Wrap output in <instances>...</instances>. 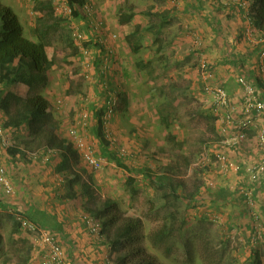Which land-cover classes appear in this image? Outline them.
Wrapping results in <instances>:
<instances>
[{
	"label": "rangeland",
	"instance_id": "374dc122",
	"mask_svg": "<svg viewBox=\"0 0 264 264\" xmlns=\"http://www.w3.org/2000/svg\"><path fill=\"white\" fill-rule=\"evenodd\" d=\"M0 1L11 5L30 36L35 12L29 0ZM90 1L108 32L117 37L114 44L116 62L111 63L113 71L105 79V84L100 83L98 77L94 84H90L84 80L83 66L78 62L74 66L50 72L42 93L55 106L58 101H62L60 108H56L60 109L62 132L68 141L67 131L74 118L83 113L85 108H91L90 121L80 128L87 142L94 145L97 155L105 160L101 170L90 171L97 201L99 204L105 201L117 204L119 210L142 217L146 236L144 244L148 252L157 255L164 264H254L255 260L264 264V242L250 246L247 236L253 235L251 229L248 233L245 231L247 229L238 230L233 236L224 239V214H216L219 217L217 221L204 220L200 208L190 206L184 199L185 196L189 198L193 195L198 188H204L210 180L217 183L216 176L220 168L216 163V154L221 141L233 130L224 123L225 112L216 110L213 98L202 90V85L206 83L215 86L208 81L202 68V63L208 59V53L202 49L205 42L203 34L197 29V38L188 34L182 27L185 18L179 15L182 6L173 0ZM149 10L152 13L164 10L176 12L163 29L160 40L156 41L151 33L142 32L136 34L135 40L129 41L128 38L137 26L147 27L157 22L155 18L143 14ZM83 30L87 33L85 27ZM135 42L138 44L137 53L132 50ZM58 46L57 55L66 54L63 46L59 43ZM140 61L157 67L155 80H149L145 73L137 69ZM166 65L169 70H164ZM117 70L118 77L115 78ZM232 71L233 68H230L229 73L235 75ZM228 85L226 87L230 99L232 102L236 101L235 105H240L243 91L234 81H229ZM109 90L117 91L115 97L118 101L121 95L126 94L129 107L123 113L118 112L117 101L112 123L108 130H104L110 142L107 150L116 152L123 161L131 162L136 168L149 166L159 171L167 164L172 166L176 170L175 180L181 185L180 200L165 204L166 201L160 197V189L143 176H138L137 179L139 195L131 200V194L125 185L127 172L102 152L100 142L103 141V134L93 131V123L96 124V119L92 118L93 111L104 105L107 99L105 94ZM170 103L172 105H168ZM164 109L175 115L171 133L183 143V148L170 158L148 159V150L170 149L166 129L158 114V111ZM240 119L242 115L237 114V121ZM260 129L263 126L257 125L256 121L246 132L241 149L233 152H238L240 158L246 160L244 164L258 159L254 148L258 149ZM234 156L231 154L232 160ZM6 169L8 170L7 167ZM12 198L16 199L17 194ZM262 208L261 200L255 203V210ZM169 212L173 215L167 216ZM13 215V211L0 209V264H21L20 255L26 253L28 245L33 250L36 248L30 241L28 244L23 243L26 234L23 236L21 233H13ZM261 216L264 220L263 214ZM109 253L106 251L105 255L109 257ZM117 255L114 252L110 257L116 261Z\"/></svg>",
	"mask_w": 264,
	"mask_h": 264
},
{
	"label": "trees",
	"instance_id": "16d2710c",
	"mask_svg": "<svg viewBox=\"0 0 264 264\" xmlns=\"http://www.w3.org/2000/svg\"><path fill=\"white\" fill-rule=\"evenodd\" d=\"M188 1H191L194 6L204 2L203 0H178V5H187ZM209 2L213 3L214 9L211 11L216 21L210 17L214 25L208 23V53L210 52L208 57L212 58L208 59L210 62L204 70L206 75L208 74V81L212 82V85L215 84L216 87H223L222 89L227 92L228 87L226 86H229V81H234L239 85L238 77L246 76L255 85L263 88L261 58L264 53V0H222V2L221 0H210ZM68 4L73 8L74 19L85 20L83 15L84 0H68ZM33 10L35 19L32 28H30V36H28L22 21L13 11L11 5H5L0 1V128L3 131V136L8 139L7 143H4L3 138L0 137V164L12 167L18 162L22 164L21 168L24 170L26 168L23 165L33 166L41 162L49 164L47 167L42 166V171L54 168V178L50 181L48 179L50 186L39 183L40 187L41 185L44 187V194L50 196L54 201L66 202L68 211L82 212L84 225L88 228L89 234L95 237L101 248H105V252H110L109 258H111V253L118 254L116 261L114 260L115 264H164L157 255L148 252L144 244L146 236L143 232L142 217L119 210L117 204L108 201L99 204L97 201L93 193L94 186L90 180L91 169L84 162L82 164V158L75 144L71 142V139L68 141L63 135L60 109L57 110V105L55 106L50 98L42 93L50 72L74 66L82 59L68 27L71 18L61 15L56 10L53 0H38ZM233 10L238 11L239 19L233 15ZM243 10L248 13L246 18L241 15ZM175 12L176 10H164L156 13H152L151 10L144 12V15L155 18L157 22L147 27L137 26L128 40H135L136 34L142 32L151 33L156 41L160 40L163 36V29L166 24L170 23ZM181 12L182 9L180 14ZM191 16L190 20L198 21L193 14ZM247 26L259 34L257 42L252 44L248 53L241 58H236L233 55L235 46L247 42L243 34ZM238 28L242 32L241 34ZM184 29L191 37L197 33L196 28L189 27V25L184 26ZM86 32L90 37V43H92L94 40L89 27ZM212 40L216 44L217 50L214 48V44L210 45ZM227 41L229 43H226ZM58 43L63 46L66 53L63 56L57 55ZM134 44L132 50L137 53L138 44L137 42ZM218 51L220 54H216ZM247 65L252 66L250 75L245 74L248 71L246 70ZM230 68H233L232 72L235 75H229ZM137 69L145 73L149 80H155L156 66L140 61L137 64ZM167 69L169 70V67L166 65L164 70ZM219 69H222L223 72H219ZM117 73L118 70L115 78L118 77ZM206 84L202 85L205 94ZM105 96L107 98L108 94L106 93ZM118 102L117 110L123 113L129 107L128 96L121 95ZM168 105H172V103ZM158 114L166 129L170 149L148 150L147 158L152 160H162L161 157L170 158L176 151L183 148V143L171 133L175 115L167 109L158 111ZM93 117L96 119V124L93 123V127H95L93 131L103 134V141L100 142L102 152L113 159L115 164L128 174V176L126 174L125 185L131 194V200H135L139 195L138 176L149 179L160 189V197L166 201L165 204L182 198V194L179 192L181 185L175 180L176 170L172 166L167 164L159 171L149 166L136 168L132 166L131 162L123 161L116 152L107 150L110 147V142L107 140L108 135H105L104 130L105 128L108 130L112 122L105 120V103L100 109L93 111ZM59 152L62 155V161L57 163L54 158ZM216 163L220 168L217 159ZM217 174L216 184L210 180L204 188H198L193 195L189 198L185 196L184 199L190 206L200 208L204 220L212 221L211 216L224 214V239L233 236L238 230L247 229L245 231L248 233L251 229L253 235L247 236L250 246L264 242V220L261 216L262 214L264 216V208L258 211L254 209L255 203H258L259 200L264 207V176L252 181L250 173L246 170L228 171L225 175L217 171ZM8 175L15 186L14 189L23 191L29 188L27 186L24 189L21 184L22 178L15 176V173L10 175L8 172ZM30 175H33V172ZM213 180L215 181L214 178ZM46 189H49V194ZM18 201H21L18 196L16 199H0V209L14 213L11 216L14 226L13 233H21L23 236L26 234L23 237V240L25 239L23 243L28 244L30 241L36 247L33 236L22 226L23 221H28L39 228H46L54 232L61 244V236L58 232L60 226L55 223L54 219L42 209L39 211L40 214L33 216L18 210L20 205ZM130 202L133 203V201ZM50 206L47 205V208L53 211ZM170 215L173 213H167V216ZM89 219L96 222L97 233H94L93 228L88 224ZM1 223L0 221V226ZM257 227H259L260 233L254 236ZM1 243L2 235L0 233V245ZM36 249L39 251L38 253ZM63 249L68 263L72 264L69 251L65 246ZM44 251V248H34L33 250L29 244L26 253L20 255L21 264H38ZM105 258L103 264H106L108 256L105 255ZM255 261L254 264H259L258 260Z\"/></svg>",
	"mask_w": 264,
	"mask_h": 264
},
{
	"label": "built area",
	"instance_id": "2783aa9c",
	"mask_svg": "<svg viewBox=\"0 0 264 264\" xmlns=\"http://www.w3.org/2000/svg\"><path fill=\"white\" fill-rule=\"evenodd\" d=\"M37 1L29 0L33 7ZM53 2L56 10L61 15H67L71 18L68 27L72 32L75 46L82 55L79 63H82L83 66L84 80L90 84H94L98 77L100 83L105 84V79L113 71L111 63L116 62L114 48L117 39L116 35L108 32L105 23L99 17L97 9L90 0H84L83 15L85 16V20L73 18V8L68 4V1L53 0ZM173 2L178 3V0H173ZM83 27L86 29L89 27L91 30L90 34L94 40L92 43H90V37L84 32ZM249 34L252 35L253 31L249 30ZM193 36L197 38L196 33ZM262 63V78L264 83V53L262 54ZM207 65L206 62L202 63L203 70L206 69ZM206 78H208V74ZM238 83L243 91L240 105H235L226 90L220 87L206 85L205 91L207 95L213 98L215 109L225 112L224 122L227 124V127L233 129L232 133L226 135L225 139L221 141L220 149L216 154L217 162L220 165V173L225 175L228 171L246 170L250 173L253 181L264 176V128L258 131V151L261 154L258 159L243 166L232 160L231 154L241 147V144L246 139V132L255 125L256 118L264 117V87H258L246 76L238 77ZM107 94L105 120L111 121L118 104V100L115 97L117 91L109 90ZM61 105L62 101H58L57 107L60 108ZM82 111L86 113H81L78 117L74 118L72 126L69 127L68 135L73 144H75L82 160L93 170L99 171L103 168L105 160L97 155L94 145L87 142L86 137L81 131L82 128H80V126H86L88 124L87 121H90L91 108L87 107ZM235 114H241L242 119L237 121L234 117ZM0 137L3 138L4 143H7L8 139L3 136L1 128ZM14 195L15 189L8 171L5 166L0 164V199H10ZM217 219H219L218 216H211L212 221H217ZM88 224L93 228L94 233H97L96 222L89 219ZM22 226L33 236L36 248H44L45 250L38 264H69L66 253L54 232L46 228H39L28 221H23ZM258 228H256L254 236L260 233ZM106 264L115 263L108 257Z\"/></svg>",
	"mask_w": 264,
	"mask_h": 264
},
{
	"label": "crops",
	"instance_id": "0c3cea01",
	"mask_svg": "<svg viewBox=\"0 0 264 264\" xmlns=\"http://www.w3.org/2000/svg\"><path fill=\"white\" fill-rule=\"evenodd\" d=\"M203 1L204 2L202 4H199V5L197 4V6L192 5L191 1H188V3L186 2L187 5H182V8H181L182 12H181V14L179 13V15H181L182 18H185L184 19L185 21H183V23H182L183 28H184V26L186 27L189 25V27L190 26L194 27L197 29L198 32H201L203 34V38H204L205 42H204L202 49L203 48L206 49L205 53H208V23L211 25H214V23L212 21L213 20L216 21V19L213 18L214 14L211 11L212 9H214V6H212L213 3H210L209 2L210 0H203ZM221 2H222V0H221ZM224 5H226V4H224ZM227 7H228V5H227ZM193 9H194V11H193ZM232 12H233V15H236V18L239 19L238 18V14H239L238 11L233 10ZM192 14H193L194 18L196 17L198 19V21H194L195 19L190 20V19H192V16H191ZM241 15H243L244 18L247 17V13L245 12V10L241 11ZM210 17L213 18L212 21L210 20L211 19ZM209 20H210V22H209ZM249 30H251L250 26H247L245 29V32L243 33L245 36L244 38L247 41L246 44L243 43V44L236 45L238 47L235 46V49L233 51V55L236 58H239V57L241 58L243 55L248 53V50L252 46V44L257 42L259 34L253 31V34L250 35ZM238 31L240 32V34L242 33L239 30V28H238ZM226 43H229V42L227 41ZM211 44H214L213 40H212V43L210 42V45ZM213 46L217 50L216 44H214ZM231 47H232V45H231ZM216 54H220V52L218 51V52H216ZM208 59H212V58L208 57ZM208 59H207V61H208ZM261 61H262V58H261ZM209 62L210 61H208L207 63H209ZM236 70H238V69H236ZM246 70H248V71H246L245 74L250 75V73L252 71V66L247 65ZM219 72H223V71H219ZM241 73H242V71H241ZM229 75H231V74H229ZM235 102H233V103L235 104ZM234 117L237 120V114H235ZM256 121H257V125L263 126V128H264V125H263L264 124V117L256 118ZM229 129H230V127H229ZM240 149H241V147H240ZM255 150H256V148H254V152L256 153L255 156H257V158H259L261 156V154L259 153L258 149L256 151ZM241 151H243V150H241ZM252 151H253V149H252ZM232 155H236V156H234L235 162L245 163L246 160L243 161L240 158V154L238 152H237V154L232 152ZM54 161L57 163L62 161V155L60 152L54 158ZM21 165L22 164H20L18 162H16L14 165H12V167L11 166L9 167L7 165L9 174L13 175L15 173V176L17 175V177H20V179L22 178L21 184L23 185L24 189L27 186L29 187L23 191H19L18 189L15 188L18 199H21V201H18L20 203L18 210H22L24 212L30 213V215L33 216V215L38 214V213L40 214L39 211L42 209V211L44 210L46 214H48L50 217H52V219H54L55 223L58 226H60L58 232H59V235L61 236L60 237L61 238V244H62L63 248L65 246L67 251H69V257H72V258H70L73 262L72 264H103V262H105L104 259H106L105 258V254H106L105 248H103V247L101 248L98 241L95 239V237H93L89 234L88 228L84 225L82 213L81 212L79 213V212L68 211V209L66 208V206H67L66 202L54 201V199H52L50 196H47L44 194L43 185H41V187L39 186V183H44L46 186L47 185L50 186L49 181L54 178V168L43 172L42 166L47 167L49 164L47 165V164H43L41 162L39 164L36 163L33 166L32 165H23V167L26 168V170H27L26 171L23 168H21ZM32 172H33V175H30ZM48 179H49V181H48ZM48 191H49V189L46 191L47 194H49ZM33 194H34V196H33ZM5 203H9V202H5ZM3 204H4V202H3ZM47 205L48 206L51 205L53 211H51L49 208H47ZM3 210H6V209H3ZM47 221L51 222L50 220H47Z\"/></svg>",
	"mask_w": 264,
	"mask_h": 264
},
{
	"label": "clouds",
	"instance_id": "9594fccd",
	"mask_svg": "<svg viewBox=\"0 0 264 264\" xmlns=\"http://www.w3.org/2000/svg\"><path fill=\"white\" fill-rule=\"evenodd\" d=\"M248 14V13H247ZM241 88V87H240ZM242 90V89H241ZM228 93V92H227ZM227 125V124H226ZM71 126V125H70ZM69 126V127H70ZM69 130V129H68ZM70 139V138H69ZM72 142V141H71ZM73 143V142H72ZM258 147V146H257ZM81 156V155H80ZM83 161V160H82ZM84 162V161H83ZM85 163V162H84ZM237 163H240L241 165H247V164H244V163H242V162H237ZM250 162H248V164H249ZM86 164V163H85ZM87 165V164H86ZM88 166V165H87ZM90 168V167H89ZM90 169H92V168H90ZM93 170V169H92Z\"/></svg>",
	"mask_w": 264,
	"mask_h": 264
}]
</instances>
